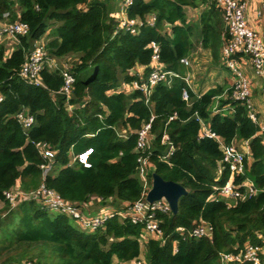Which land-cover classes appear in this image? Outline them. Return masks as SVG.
<instances>
[{
  "label": "trees",
  "instance_id": "trees-1",
  "mask_svg": "<svg viewBox=\"0 0 264 264\" xmlns=\"http://www.w3.org/2000/svg\"><path fill=\"white\" fill-rule=\"evenodd\" d=\"M120 3L0 0V21L28 26V33L19 37L8 54L5 42L0 44V264L28 260L39 264H137L142 255L145 264H221L219 252L236 253L247 246L259 249V261L264 264V129L258 125V117L257 122L252 121L245 105L231 98L232 82L226 89L216 86L195 94L180 77L170 86L160 81L148 103L139 90L120 89L148 76L151 41L159 46V61L181 77L186 68L181 59L189 57L196 44L210 51L214 63H220L221 8L214 0H132L127 17L141 23L131 31L120 26ZM199 6L202 9L196 19L189 20L186 8ZM148 16L155 18L152 25L145 21ZM44 36L49 57L74 56L68 64L74 76L68 100L58 93L63 84L62 64L59 69L45 66L41 70L42 85L26 83L18 75L33 42ZM185 88L188 102L181 97ZM21 109L33 116L26 131L15 118ZM174 112L176 117L168 121ZM151 116L149 178L155 172L187 190L178 200L176 213H156L162 239L141 243V225L127 217L113 215L103 226L87 231L65 213L44 209L34 198L22 199L13 207L5 199L4 191L14 186L28 192L44 182L69 202L83 204L94 196L109 201L114 210H126L142 195L137 130ZM199 119L226 144L238 147L234 140L246 141L244 175L233 179H252L256 195L230 204L213 198V188L223 184L230 173L220 162L219 141L200 135ZM164 130L174 150L161 158L167 151V145L160 143ZM37 142H46L54 151L52 168L44 178L40 169L44 159L35 147ZM88 147L93 151L90 167L68 164L69 152ZM219 165L222 171L217 174ZM201 221L210 227L209 236L176 231L178 226L191 231ZM227 264L254 263L246 259Z\"/></svg>",
  "mask_w": 264,
  "mask_h": 264
},
{
  "label": "built area",
  "instance_id": "built-area-1",
  "mask_svg": "<svg viewBox=\"0 0 264 264\" xmlns=\"http://www.w3.org/2000/svg\"><path fill=\"white\" fill-rule=\"evenodd\" d=\"M132 0H121L119 19L120 26H127L134 31L135 24L141 23L138 19H129L126 14V8ZM216 5L221 8L223 12L224 30L222 33V47H221V61L224 67L230 72L232 77V93L231 98L242 102L247 108L249 118L257 122L256 112L251 98V82L246 76L242 68L240 67L237 59L238 54H246L250 57L252 62V68L254 72L259 76H264V31L256 32L250 26L246 16V2L245 0H214ZM258 14L264 16V1L261 2L258 8ZM154 16H148L146 22L150 25L154 23ZM28 33V26L20 21L7 22L0 21V44L5 42L6 50L5 55L9 51L14 49L15 45L19 42V37ZM149 47L152 49L150 72L146 79L135 80L131 84H124L120 87L121 90H139L142 92L145 103L149 102L152 90L154 86L164 81L167 85H171L174 78H182L185 80L187 86L190 88L189 75L181 77L177 72L167 70L165 65L159 61L158 53L159 46L157 42L151 41ZM181 62L185 65L189 64V60L185 57L181 59ZM58 61L49 57L45 42L43 39L33 42L32 48L26 53L23 63L20 66L18 75L26 82L30 84L42 85L40 78L41 70L47 66L51 69H59ZM60 73L63 76V84L61 85L58 93L63 94L66 100L69 99L72 87L74 83V76L69 69L67 63L62 64L60 67ZM181 97L185 102L189 101V93L187 89H183ZM72 107L69 105L68 109ZM216 111V108L214 109ZM101 119L102 115L98 114ZM176 117L174 112L168 119ZM15 118L22 126L24 131L28 130L33 123V116L27 109H21L15 113ZM153 116L149 121L144 123L137 130V142L136 151L138 152V170L137 174L142 183L143 191L139 199L134 203L127 206L126 210H114L113 207L108 206L101 212L94 215L85 213L84 207L88 204V201L83 204L76 202H69L59 196L54 190L47 188L44 182H41L39 186L31 191H23L18 186H14L4 191L5 199L9 201L13 207L19 201L25 198H34L38 202H41L43 208L48 211H54L59 213H65L69 217L73 218L81 227V229L92 231L100 226L104 225V222L113 215H117L120 218H129L132 223L141 225V233L139 240L141 243L146 242L151 238L162 239L163 232L159 226V221L156 218V213H168L171 212L168 202L162 198L153 202H149L146 199V194L151 187L152 178H149V167L151 163L149 161L152 154L151 141L153 134L151 133V122ZM200 120V119H199ZM202 124L201 136L215 137L222 149L221 164L226 166L229 170V178L221 185L213 188L212 196L215 199H228V200H244L253 195H256L258 189L255 187L252 179L245 177L241 180H234L233 176L244 175V159L247 151L237 147L234 143H224L214 134L210 133L207 126L200 120ZM264 129V128H262ZM160 143L167 145V151L161 158H166L174 150V145L169 140V136L164 130L162 132ZM35 147L38 153L43 157L44 161L40 164L42 178L52 168V159L54 157V151L49 148L46 142H37ZM93 153L92 148L88 147L84 150L73 153L71 152V159L68 164H79L83 167H90V156ZM222 165H219L222 168ZM97 198V197H96ZM101 200L100 198H98ZM180 234H188V236L200 237L209 236L211 233L210 227L201 221L191 231L185 229L183 226L176 228ZM259 249L247 246L244 250L239 252H219V258L221 264H227L230 262L241 263L248 259L254 264H260ZM143 262V261H142ZM22 264H39L35 261L28 260ZM137 264H145V261L141 263V260L137 261Z\"/></svg>",
  "mask_w": 264,
  "mask_h": 264
},
{
  "label": "rangeland",
  "instance_id": "rangeland-1",
  "mask_svg": "<svg viewBox=\"0 0 264 264\" xmlns=\"http://www.w3.org/2000/svg\"><path fill=\"white\" fill-rule=\"evenodd\" d=\"M187 9V16L189 20H195L198 16L199 11L202 9V6H199L197 8H186ZM247 16V15H246ZM46 38V37H45ZM44 41L45 39L42 38ZM200 45H197L196 49H194V53L192 57H189V65H186L185 73L189 71L192 75L191 78V86L192 88L200 93L205 92L207 89L216 87V86H222L224 89L231 86L232 78L229 72L225 69L224 65L220 61V63H214L212 59V55L209 52V50L201 48ZM74 60V56L71 57V59L67 58L65 59L63 63L58 61L59 64H69ZM257 81V89L259 91L257 92V95L254 96V102L257 107V109L260 112V117L264 118V112H261L260 110H264V91L260 89V83ZM226 94V93H225ZM214 105L218 103V97L216 98ZM260 120H262L260 118ZM264 124V122H263ZM69 159H71V152L68 154ZM228 200V199H227ZM232 201V200H229ZM100 203H103L102 201H98ZM106 204H108L109 201H104ZM111 204V203H109ZM110 207H113L112 205ZM99 211H96L92 213V215L98 213ZM145 261L144 255H142L141 263Z\"/></svg>",
  "mask_w": 264,
  "mask_h": 264
},
{
  "label": "crops",
  "instance_id": "crops-1",
  "mask_svg": "<svg viewBox=\"0 0 264 264\" xmlns=\"http://www.w3.org/2000/svg\"><path fill=\"white\" fill-rule=\"evenodd\" d=\"M262 1H264V0H245L246 6H247V10H246L247 20L250 23V26L252 27V29L255 30L256 32H263L264 31V16L262 14H258V8H259V6H260V4H261ZM45 36L42 37V38H44L45 40H47V38H45ZM197 45H200L201 48H202V45L201 44H196V46H195L194 49H196ZM193 53H194V51H192V53L189 55V57H192ZM189 57H186V58L188 59ZM56 59H57V61H61L62 60L61 63H63V62H65L64 59H67V58L66 57H61V58H56ZM237 59H238V63L240 65V67L242 68V70L244 71V73L246 74V76L249 78V80L251 82L252 102H253V105H254V110H255V112L257 114V117H258V125L260 126V128H264V124H263L264 118L262 117V115L260 117V112L257 109V107L255 105V102H254V99H253L254 96H256L257 95V92L259 91V89H257V85H256L257 84V81L256 80H258V82H261L260 83V89L264 91V76H259V75H257L254 72V70L252 68V62H251L250 57L248 55L243 54V53L238 54ZM229 74H230V72H229ZM185 75H189V84H190L191 81H192L191 80V78H192L191 73L189 71H187L185 73ZM190 89L195 94H202L200 92L195 91L192 88L191 84H190ZM260 111L261 112H264V110H260ZM260 118L262 120H260ZM234 141L237 142V144L239 145L238 146L239 148H241L242 150L247 151V153H248V146H247L246 141H241L240 143H238V141H236V140H234ZM221 171H222V168L218 167L216 173L217 174H220ZM223 200L226 201L229 204L232 203V201H229L227 199H223ZM98 201H99L98 198H96L94 196L91 197L88 200V204L86 205V207H84L85 213L92 214V213H94L96 211L101 212L104 208H108V206H110L109 203L108 204H106L105 202L100 203ZM75 224H76V226L78 228L81 229V227L79 226V224L76 221H75Z\"/></svg>",
  "mask_w": 264,
  "mask_h": 264
},
{
  "label": "water",
  "instance_id": "water-1",
  "mask_svg": "<svg viewBox=\"0 0 264 264\" xmlns=\"http://www.w3.org/2000/svg\"><path fill=\"white\" fill-rule=\"evenodd\" d=\"M151 178V187L146 194V199L153 202L164 198L168 202L171 212L176 213L179 198L187 193L185 187L178 182L164 180L155 172H152Z\"/></svg>",
  "mask_w": 264,
  "mask_h": 264
}]
</instances>
